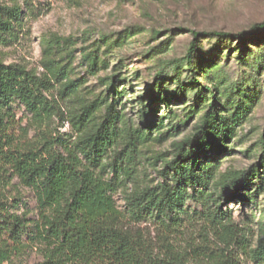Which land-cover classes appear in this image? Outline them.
<instances>
[{
    "label": "rangeland",
    "instance_id": "374dc122",
    "mask_svg": "<svg viewBox=\"0 0 264 264\" xmlns=\"http://www.w3.org/2000/svg\"><path fill=\"white\" fill-rule=\"evenodd\" d=\"M3 3L20 8V18L14 33L0 43V60L49 75L54 85L50 100L62 110L41 120L13 98L1 112L11 116L19 148L39 146L45 135H52L60 141L57 148L79 152L87 136L114 123L113 142L105 153L96 161L83 158V163L114 183L112 196L128 224L159 239L162 233L152 220L134 221L128 212L131 200L168 183L180 191L185 219L175 238L183 246L209 232L198 216L216 201L230 210L251 248L264 242V29L246 42L201 37L190 62L176 61L188 53L194 31L203 36L238 33L263 22L264 0ZM86 112L88 122L81 126L79 117ZM216 120H226L232 128L221 150L191 147L202 158L195 173L210 172V183H176L170 163L182 148L190 149L187 139ZM0 204L29 227L22 245L0 231V255L9 256L0 264L43 261L46 246L35 237L40 219L36 193L1 165ZM190 264L207 262L194 259Z\"/></svg>",
    "mask_w": 264,
    "mask_h": 264
},
{
    "label": "trees",
    "instance_id": "16d2710c",
    "mask_svg": "<svg viewBox=\"0 0 264 264\" xmlns=\"http://www.w3.org/2000/svg\"><path fill=\"white\" fill-rule=\"evenodd\" d=\"M19 18L20 8L0 0V43L14 33ZM260 29H264V21L238 33L209 32L203 36L194 31L195 39L188 53L176 61L190 62L201 37L232 36L246 42L248 36ZM192 82L200 83L196 77ZM53 86L47 74L39 75L22 65L0 60V165L11 169L36 193L40 219L34 224L35 237L46 246V252L44 260L35 264H190L194 259L207 264H247L244 256L264 264V242L251 248L230 210L225 211L219 201L199 213L198 219L209 230L203 233L202 240L185 246L178 242L175 236L185 218L180 215V191L168 183L161 184L159 189H147L131 200L128 212L134 221L152 220L162 233L159 239L128 224L112 196L114 183L83 163V158L96 161V156L105 153L113 142L114 123L87 136L79 152L68 146L64 150L57 148L60 141L52 135H45L39 146L19 148L14 140L13 120L1 109L10 108L13 98H17L41 120L59 116L61 108L49 97ZM205 89L217 98L216 91ZM59 94L65 99V93ZM87 114L79 117L81 126L88 122ZM231 136L232 128L226 120L201 127L185 141L190 149L182 148L178 158L170 163L174 181L180 185L207 186L212 174L195 173L202 158L198 159L191 147L213 146L221 150L223 138ZM28 229L24 220L9 214L0 204V231H6L22 245L20 240ZM8 258L7 254L0 255L1 261Z\"/></svg>",
    "mask_w": 264,
    "mask_h": 264
}]
</instances>
